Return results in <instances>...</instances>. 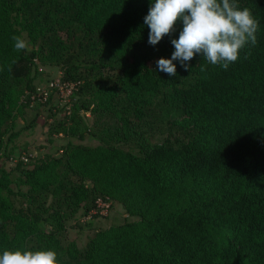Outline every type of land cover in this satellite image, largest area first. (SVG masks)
I'll return each mask as SVG.
<instances>
[{"label":"trees","instance_id":"1","mask_svg":"<svg viewBox=\"0 0 264 264\" xmlns=\"http://www.w3.org/2000/svg\"><path fill=\"white\" fill-rule=\"evenodd\" d=\"M151 3L0 0V154L30 106L35 61L57 66L77 96L51 132L100 139L68 141L31 166H0V254L51 249L58 264H264V0H237L259 29L227 70L197 56L189 71L174 61L176 76L156 61L171 57L181 25L149 44ZM23 32L32 46L17 52L11 37ZM163 112L175 118L162 140H150ZM128 142L138 152L121 147ZM98 197L137 219L95 230L81 248L63 240L66 221Z\"/></svg>","mask_w":264,"mask_h":264},{"label":"clouds","instance_id":"2","mask_svg":"<svg viewBox=\"0 0 264 264\" xmlns=\"http://www.w3.org/2000/svg\"><path fill=\"white\" fill-rule=\"evenodd\" d=\"M144 24L149 28L148 43L153 46L181 25L178 38L171 40L174 46L171 57L156 61L157 69L169 76L177 74L174 61L189 71L190 61L197 56L209 65L227 70L246 45L257 43L259 29V21L248 8L241 9L237 0H152ZM11 39L15 51L28 48L21 36L12 35ZM15 62L13 59L8 64L9 71ZM0 264H58V260L57 253L51 249H16L4 250Z\"/></svg>","mask_w":264,"mask_h":264},{"label":"rangeland","instance_id":"3","mask_svg":"<svg viewBox=\"0 0 264 264\" xmlns=\"http://www.w3.org/2000/svg\"><path fill=\"white\" fill-rule=\"evenodd\" d=\"M23 38L28 43V48L30 49L32 45L24 32ZM151 64L153 63L151 62ZM32 74L35 76V87L38 88L47 87L51 81L61 80V73L57 66L42 65L38 61H35V64L32 65ZM69 85L70 90L64 88L61 91L58 88H54L50 91V95L46 101L36 102L25 108L23 116L16 120L15 129L19 130V135L6 144L5 150L0 154V166L10 169L15 166L21 156H27L28 161L26 163L28 166H31L44 154H61L62 146L68 141L74 144L82 143L90 146H96L100 143L99 137L95 135H87L84 140H79L75 136L51 132L54 122L61 119L64 114L70 113L73 109L72 101L77 96L72 98L75 88L74 84L70 83ZM80 114L86 124L92 127V130L97 133L100 132L88 111L80 110ZM174 118V115L167 112L161 113L153 121V126L149 130L153 134L150 140H162L167 133V121ZM32 122L34 123L33 127H29V124ZM137 141L139 140L137 139ZM121 147L138 152L136 142H128L127 144H122ZM13 187L17 189V186L14 184ZM22 189L24 190L25 187H22ZM136 219V216L128 215L122 205L116 201L112 202L107 215L91 217L89 220L82 215L81 209L66 221V234L63 240L73 239L76 245L81 248L95 230Z\"/></svg>","mask_w":264,"mask_h":264},{"label":"built area","instance_id":"4","mask_svg":"<svg viewBox=\"0 0 264 264\" xmlns=\"http://www.w3.org/2000/svg\"><path fill=\"white\" fill-rule=\"evenodd\" d=\"M70 83L62 82L61 80L51 81L47 87L44 88H38L36 87L33 92L27 93L28 99L30 101V104L36 103V102H44L48 99L50 95V91L54 88H58L59 90L69 89L70 90ZM26 98V97H25ZM20 160L23 162L28 161L27 156H21ZM112 203L107 198L98 197L95 200V206L89 211L88 214H86L84 217L89 220L91 217L94 216H105L108 214Z\"/></svg>","mask_w":264,"mask_h":264}]
</instances>
